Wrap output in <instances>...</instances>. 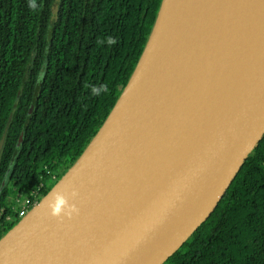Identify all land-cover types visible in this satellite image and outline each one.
<instances>
[{"label":"water","instance_id":"obj_1","mask_svg":"<svg viewBox=\"0 0 264 264\" xmlns=\"http://www.w3.org/2000/svg\"><path fill=\"white\" fill-rule=\"evenodd\" d=\"M263 138L264 0H163L108 119L0 264H164Z\"/></svg>","mask_w":264,"mask_h":264},{"label":"trees","instance_id":"obj_2","mask_svg":"<svg viewBox=\"0 0 264 264\" xmlns=\"http://www.w3.org/2000/svg\"><path fill=\"white\" fill-rule=\"evenodd\" d=\"M162 1L0 0V238L15 201L42 185L44 197L98 134ZM164 264H264V138Z\"/></svg>","mask_w":264,"mask_h":264},{"label":"built area","instance_id":"obj_3","mask_svg":"<svg viewBox=\"0 0 264 264\" xmlns=\"http://www.w3.org/2000/svg\"><path fill=\"white\" fill-rule=\"evenodd\" d=\"M43 188L44 186L42 185L37 189L32 190L30 194L23 197V199H17L18 204L16 205V207H14V215L7 217L5 227H9L16 221L19 222L31 211V209L43 198ZM3 211L4 210L2 209V212ZM0 218H2V213L0 215ZM1 225L2 224L0 223V226Z\"/></svg>","mask_w":264,"mask_h":264},{"label":"rangeland","instance_id":"obj_4","mask_svg":"<svg viewBox=\"0 0 264 264\" xmlns=\"http://www.w3.org/2000/svg\"><path fill=\"white\" fill-rule=\"evenodd\" d=\"M56 11H57V6H55V8H54V12L56 13ZM23 197H25V196H22L21 198H18V199H23ZM18 203H17V200L15 201V203H14V205H17Z\"/></svg>","mask_w":264,"mask_h":264},{"label":"clouds","instance_id":"obj_5","mask_svg":"<svg viewBox=\"0 0 264 264\" xmlns=\"http://www.w3.org/2000/svg\"><path fill=\"white\" fill-rule=\"evenodd\" d=\"M64 201L62 199L59 200V204H63ZM57 211H59V206H57Z\"/></svg>","mask_w":264,"mask_h":264}]
</instances>
